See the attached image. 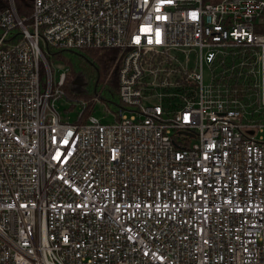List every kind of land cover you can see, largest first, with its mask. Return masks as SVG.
I'll list each match as a JSON object with an SVG mask.
<instances>
[{
	"label": "built area",
	"instance_id": "built-area-1",
	"mask_svg": "<svg viewBox=\"0 0 264 264\" xmlns=\"http://www.w3.org/2000/svg\"><path fill=\"white\" fill-rule=\"evenodd\" d=\"M42 46L117 53L113 121ZM0 264H264V0H7Z\"/></svg>",
	"mask_w": 264,
	"mask_h": 264
},
{
	"label": "trees",
	"instance_id": "trees-1",
	"mask_svg": "<svg viewBox=\"0 0 264 264\" xmlns=\"http://www.w3.org/2000/svg\"><path fill=\"white\" fill-rule=\"evenodd\" d=\"M217 2L219 0H204ZM21 16H29L32 0H15ZM7 0H0V10ZM49 63L61 62L69 68L64 89L78 101L87 102L86 113L94 110L98 98L108 109H115L118 101L117 53L112 49H58L42 46Z\"/></svg>",
	"mask_w": 264,
	"mask_h": 264
},
{
	"label": "rangeland",
	"instance_id": "rangeland-1",
	"mask_svg": "<svg viewBox=\"0 0 264 264\" xmlns=\"http://www.w3.org/2000/svg\"><path fill=\"white\" fill-rule=\"evenodd\" d=\"M60 68V71H63V67H59ZM209 77H210V74H209V70L207 67H205V80L208 81L209 80ZM95 102V98L93 99L92 103ZM70 102L67 101V100H64V99H60L58 101V106H59V110L61 111L63 117L65 119L69 118L71 120H75L76 119V116H77V113L79 111V106L77 108H75L74 110L72 111H69V112H66V110L70 107ZM96 117L102 119L103 121L105 122H111L113 121V115H111L110 113H108L106 111V108H105V105L103 103H98L94 109V112H93Z\"/></svg>",
	"mask_w": 264,
	"mask_h": 264
}]
</instances>
